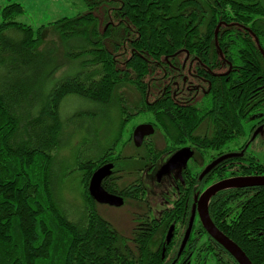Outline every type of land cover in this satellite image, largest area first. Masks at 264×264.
Masks as SVG:
<instances>
[{"label": "trees", "instance_id": "16d2710c", "mask_svg": "<svg viewBox=\"0 0 264 264\" xmlns=\"http://www.w3.org/2000/svg\"><path fill=\"white\" fill-rule=\"evenodd\" d=\"M10 1L0 7V264H131L135 257H160L151 246L156 235L136 249L142 239L134 232L124 238L94 213L89 192L90 214L74 218L56 195V153L80 121L94 120L88 111L65 119L64 104L80 99L107 108L117 101L129 141L141 124L136 118L162 129L168 140L171 124L185 130L186 119L174 118L185 115L173 108L177 92L184 98V90L176 91L183 79L177 85L174 76L187 73L189 54L194 72L216 59L240 67L214 76L221 85L213 84L209 97L258 101L264 97V55L249 49L264 51V25L249 29L255 32L251 43L238 25L264 20V0H82L85 14L38 28L20 23L24 8ZM205 46L223 56L204 55ZM115 148L74 170L83 172L85 186L105 164L133 159ZM247 209L240 225L231 222L235 230L220 225L217 209L211 216L252 264H264V189Z\"/></svg>", "mask_w": 264, "mask_h": 264}, {"label": "flooded vegetation", "instance_id": "af4514ba", "mask_svg": "<svg viewBox=\"0 0 264 264\" xmlns=\"http://www.w3.org/2000/svg\"><path fill=\"white\" fill-rule=\"evenodd\" d=\"M257 22L264 25V20L258 18L244 20L238 25L243 31L239 33L242 39L250 43L255 40V32L249 33V29H253ZM207 47L204 55L211 52L220 56L222 53L223 56V51L209 52ZM249 50L250 55H264V51ZM231 53L237 54L236 51H224V55ZM241 54L246 55V50ZM225 62L228 68L222 72L220 69H224ZM193 67L194 60L189 54L185 61L187 73L183 77H180L182 74L174 76L178 79L177 85L183 79V85L177 86L176 91L184 90V98L178 97L177 92L173 108L177 112H185V115H174V118L186 119L185 130L180 131L177 123L171 124L167 140L166 133L162 129L156 130L151 123L137 125L150 124L155 132L144 139L141 147H136L132 135L130 144L135 152L124 157L133 159L127 163L105 164L113 168L111 175L101 184L109 195L121 198L123 205L100 204L92 198L95 203L92 210L99 216L102 206H126L132 211L135 225L131 235L134 232L142 239L137 243L131 240L136 249L142 248V241L147 237L156 235L151 246L160 257H135L128 259L131 264H239L207 233L201 214L206 208L216 226L211 215L217 209V216L219 213L223 218L220 225L235 230L231 222L237 221L240 225L245 211L264 189L246 186L226 188L205 204L204 194L219 183L264 177V97L258 101L253 98L240 101L239 96L234 101L209 97L212 85H221L214 76L239 71L240 67L224 59H216L210 66L204 65L199 72H194ZM174 68L179 70L177 66ZM178 154L180 158L166 170L165 166Z\"/></svg>", "mask_w": 264, "mask_h": 264}, {"label": "rangeland", "instance_id": "374dc122", "mask_svg": "<svg viewBox=\"0 0 264 264\" xmlns=\"http://www.w3.org/2000/svg\"><path fill=\"white\" fill-rule=\"evenodd\" d=\"M10 0H0V7L10 4ZM24 8V14L18 19L20 23L38 28L42 25L56 22L62 18H76L87 12L82 0H17ZM61 74V73H60ZM83 111L91 112L94 120L80 121L82 125L74 132L73 137L56 153L54 172L56 175V195L62 201L65 209L74 218V215L89 213L91 204L87 198L88 185L83 184V172H74L78 165L86 160H94L101 155H107L112 147L115 153L131 156L135 149L130 144L129 129L122 125V117L117 101L107 108L98 107L80 99L67 101L63 107L64 118ZM134 120L142 123V120ZM128 150L123 152V148ZM132 147V148H129ZM100 216L125 237L131 238L135 225L132 211L126 206L122 208L100 207ZM76 219V217H75Z\"/></svg>", "mask_w": 264, "mask_h": 264}, {"label": "water", "instance_id": "95a60500", "mask_svg": "<svg viewBox=\"0 0 264 264\" xmlns=\"http://www.w3.org/2000/svg\"><path fill=\"white\" fill-rule=\"evenodd\" d=\"M155 132V129L150 124L140 125L138 126L134 133L133 139L136 147H141L144 139L146 137L152 136ZM183 152H181L182 154ZM181 155H177L172 159L166 166V170L170 169L174 166L175 161L180 158ZM211 166L209 170L212 168ZM112 165H105L99 170H97L93 176L91 177L89 183V194L90 196L96 200L100 204H106L114 207H121L123 205V200L121 198L111 196L107 192H105L101 186L103 180L111 175ZM264 187V177L257 178H249V179H235L229 180L226 182L219 183L212 188H210L203 196V200L206 204L207 200H209L213 195L217 194L219 191L228 188H236V187ZM203 225L206 228L207 233L211 236L213 240H215L218 244H220L231 256H233L239 264H252L246 254L242 251V249L237 246L234 242H232L228 237H226L223 233H221L216 226L211 221L208 211L205 208L204 214H201ZM188 236V235H187ZM171 238V234L168 235L167 241L169 242Z\"/></svg>", "mask_w": 264, "mask_h": 264}, {"label": "bare ground", "instance_id": "6f19581e", "mask_svg": "<svg viewBox=\"0 0 264 264\" xmlns=\"http://www.w3.org/2000/svg\"><path fill=\"white\" fill-rule=\"evenodd\" d=\"M258 23V22H257ZM252 38V37H251ZM238 73V72H237ZM228 125V124H227ZM229 129V128H228ZM240 134V133H239ZM251 192V191H250ZM185 224V223H184ZM129 246V245H128ZM129 248V247H128ZM220 251V250H219ZM215 252V251H214ZM124 259V258H123ZM138 263V262H137Z\"/></svg>", "mask_w": 264, "mask_h": 264}]
</instances>
